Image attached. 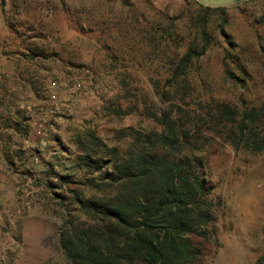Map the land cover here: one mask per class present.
Wrapping results in <instances>:
<instances>
[{
  "label": "rangeland",
  "instance_id": "obj_1",
  "mask_svg": "<svg viewBox=\"0 0 264 264\" xmlns=\"http://www.w3.org/2000/svg\"><path fill=\"white\" fill-rule=\"evenodd\" d=\"M121 1L0 0V264L64 263L57 235L76 213L57 177L87 171L78 133L93 129L123 149L121 128L157 129L142 102L162 106L153 86L165 82L203 12L196 0ZM222 21L230 46L217 32ZM205 27L212 40L193 62L196 90L230 103L264 101V0L208 13ZM224 62L242 65L243 89L225 78ZM108 104L128 114L115 117ZM203 153L216 221L196 264H253L263 250L264 153L218 140Z\"/></svg>",
  "mask_w": 264,
  "mask_h": 264
},
{
  "label": "trees",
  "instance_id": "obj_2",
  "mask_svg": "<svg viewBox=\"0 0 264 264\" xmlns=\"http://www.w3.org/2000/svg\"><path fill=\"white\" fill-rule=\"evenodd\" d=\"M198 7L203 12L198 31L172 62L165 82L153 86L162 106L142 102V115L157 129L121 128L117 138L129 139L123 149L107 146L90 128L76 135L87 171L74 181L70 175L57 177L76 213L64 218L58 231L63 264H196L216 221L203 152L218 140L235 151L264 153V101L254 104L239 96L238 103H230L202 97L195 88L193 62L212 40L205 17L224 11ZM217 32L230 46L223 21ZM224 53L227 59L228 49ZM223 67L225 78L243 89L242 65ZM105 109L115 117L128 114L111 104ZM262 244L253 264H264V228Z\"/></svg>",
  "mask_w": 264,
  "mask_h": 264
},
{
  "label": "water",
  "instance_id": "obj_3",
  "mask_svg": "<svg viewBox=\"0 0 264 264\" xmlns=\"http://www.w3.org/2000/svg\"><path fill=\"white\" fill-rule=\"evenodd\" d=\"M199 5L205 7H225L240 4L246 0H196Z\"/></svg>",
  "mask_w": 264,
  "mask_h": 264
}]
</instances>
